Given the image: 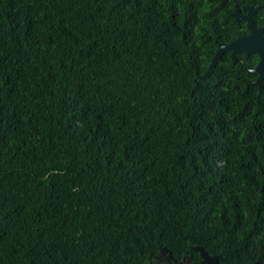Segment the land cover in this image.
<instances>
[{"label": "trees", "instance_id": "trees-1", "mask_svg": "<svg viewBox=\"0 0 264 264\" xmlns=\"http://www.w3.org/2000/svg\"><path fill=\"white\" fill-rule=\"evenodd\" d=\"M245 2L0 0V264H264Z\"/></svg>", "mask_w": 264, "mask_h": 264}, {"label": "water", "instance_id": "water-1", "mask_svg": "<svg viewBox=\"0 0 264 264\" xmlns=\"http://www.w3.org/2000/svg\"><path fill=\"white\" fill-rule=\"evenodd\" d=\"M244 10H248V15L243 18L246 21V26L249 31L248 36L238 37V39L229 42L226 45L220 46V48L216 51V54L208 68V71L205 75L202 76L203 79L210 77L216 65L221 61L222 57L230 52L231 57L235 58L238 54H245L246 56L250 55L251 53H256L259 57L258 63L255 65L254 68L248 69L249 72H256L258 73L257 78L254 80V84L259 87L260 80L264 77V36L260 29H257L253 26L251 22V14L252 10L250 8H244ZM233 17L235 21L240 20V15L238 9L235 10L233 13ZM196 249H201V255L203 260L196 264H217L219 257L218 256H210L202 247H196ZM167 256L171 258V255L168 251L162 250V254L160 257ZM176 264H191L189 262L183 263L182 261L174 260ZM254 264H263L260 262H256Z\"/></svg>", "mask_w": 264, "mask_h": 264}, {"label": "flooded vegetation", "instance_id": "flooded-vegetation-1", "mask_svg": "<svg viewBox=\"0 0 264 264\" xmlns=\"http://www.w3.org/2000/svg\"><path fill=\"white\" fill-rule=\"evenodd\" d=\"M248 1L249 2L242 3L240 8H236V9H238V12L240 15V20L237 22L243 23V25L246 29V32H247L245 35H242V36H248L249 35V31H248V28L246 26V21L243 20V18L248 15V10H244V8H250L252 10L251 22L255 28L261 30L262 35L264 36V0H248ZM242 36H240V37H242ZM256 56H257L256 62L252 63L253 65L248 69L254 68L255 65L258 63L259 57H258V55H256ZM251 61H253V57L251 58ZM254 74H255V78H254V80H255L258 76V73L254 72ZM254 80L252 81V83L254 82ZM263 80H264V77L260 80V83ZM259 87H260V84H259Z\"/></svg>", "mask_w": 264, "mask_h": 264}]
</instances>
